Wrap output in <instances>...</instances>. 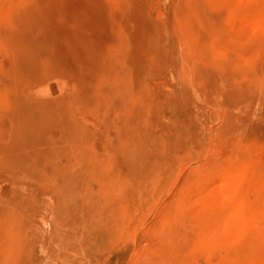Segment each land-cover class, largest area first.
I'll use <instances>...</instances> for the list:
<instances>
[{"label": "rangeland", "instance_id": "1", "mask_svg": "<svg viewBox=\"0 0 264 264\" xmlns=\"http://www.w3.org/2000/svg\"><path fill=\"white\" fill-rule=\"evenodd\" d=\"M259 2L0 0V264H264Z\"/></svg>", "mask_w": 264, "mask_h": 264}, {"label": "bare ground", "instance_id": "2", "mask_svg": "<svg viewBox=\"0 0 264 264\" xmlns=\"http://www.w3.org/2000/svg\"><path fill=\"white\" fill-rule=\"evenodd\" d=\"M258 1V0H256ZM250 18L253 23L257 25L264 26V6L261 2L258 3L257 7L249 12ZM137 10L133 9L131 12L126 13L122 18L126 23L129 22L130 25H134L137 28H142L139 22L136 20ZM45 39L52 42L51 36L43 35ZM244 177V172H230L224 175V191L223 199L231 202H235L233 215L228 216L226 220H223L219 226L218 230L236 236L242 230V225L249 215H257L258 210L254 208V205L247 202L239 192L242 181Z\"/></svg>", "mask_w": 264, "mask_h": 264}]
</instances>
